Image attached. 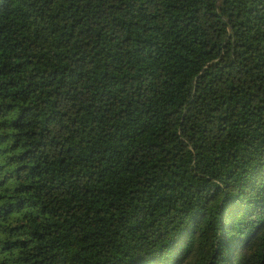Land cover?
I'll return each mask as SVG.
<instances>
[{
  "label": "trees",
  "instance_id": "obj_1",
  "mask_svg": "<svg viewBox=\"0 0 264 264\" xmlns=\"http://www.w3.org/2000/svg\"><path fill=\"white\" fill-rule=\"evenodd\" d=\"M0 264H264V0H0Z\"/></svg>",
  "mask_w": 264,
  "mask_h": 264
}]
</instances>
